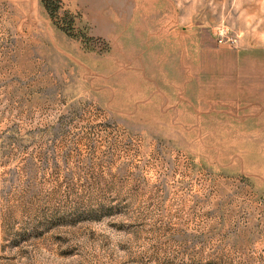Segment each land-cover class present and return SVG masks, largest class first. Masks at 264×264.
I'll return each instance as SVG.
<instances>
[{"label":"rangeland","instance_id":"374dc122","mask_svg":"<svg viewBox=\"0 0 264 264\" xmlns=\"http://www.w3.org/2000/svg\"><path fill=\"white\" fill-rule=\"evenodd\" d=\"M0 264H264V0H0Z\"/></svg>","mask_w":264,"mask_h":264},{"label":"built area","instance_id":"2783aa9c","mask_svg":"<svg viewBox=\"0 0 264 264\" xmlns=\"http://www.w3.org/2000/svg\"><path fill=\"white\" fill-rule=\"evenodd\" d=\"M218 43L220 45L225 43H233V40L229 38L228 31L224 30L223 28H220L218 31Z\"/></svg>","mask_w":264,"mask_h":264}]
</instances>
